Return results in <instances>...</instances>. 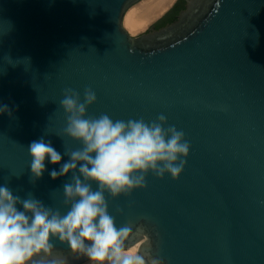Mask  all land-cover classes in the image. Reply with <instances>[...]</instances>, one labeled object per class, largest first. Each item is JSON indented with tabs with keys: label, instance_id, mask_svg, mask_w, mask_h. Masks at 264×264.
I'll list each match as a JSON object with an SVG mask.
<instances>
[{
	"label": "water",
	"instance_id": "95a60500",
	"mask_svg": "<svg viewBox=\"0 0 264 264\" xmlns=\"http://www.w3.org/2000/svg\"><path fill=\"white\" fill-rule=\"evenodd\" d=\"M137 1L0 0V186L67 212L72 173L50 172L81 144L60 101L90 87L87 116L163 114L190 143L178 179L149 172L146 188L105 193L117 227H144L128 243L164 264H264V0H185L173 21L131 34L123 17ZM40 138L62 160L35 179L28 147ZM52 243L65 264L87 261Z\"/></svg>",
	"mask_w": 264,
	"mask_h": 264
},
{
	"label": "clouds",
	"instance_id": "9594fccd",
	"mask_svg": "<svg viewBox=\"0 0 264 264\" xmlns=\"http://www.w3.org/2000/svg\"><path fill=\"white\" fill-rule=\"evenodd\" d=\"M80 93L64 90L60 106L66 114L64 132L81 144L65 155L70 159L59 171L53 169V180L72 173L65 183V214L46 207L33 198L21 199L7 186H0V264H65L54 257L53 240L67 245L72 254L85 257L88 264H164L139 245L128 242L144 233L143 225L135 233L131 224L117 227L105 199L128 196L135 189L146 188L149 172L158 178L166 174L178 179L187 163L190 143L185 133L174 125L164 127L167 118L156 120H113L107 114L87 116L88 106L97 100L92 88ZM8 111L7 106L0 113ZM31 173L42 177L46 159L60 164L61 154L43 138L30 143ZM83 178V179H82ZM93 184L97 189L93 190ZM17 205H22L18 209ZM146 245L151 241L145 237Z\"/></svg>",
	"mask_w": 264,
	"mask_h": 264
},
{
	"label": "bare ground",
	"instance_id": "6f19581e",
	"mask_svg": "<svg viewBox=\"0 0 264 264\" xmlns=\"http://www.w3.org/2000/svg\"><path fill=\"white\" fill-rule=\"evenodd\" d=\"M174 0H143L136 6L129 7L123 17V24L128 28L130 33H135L143 29L151 20L162 14ZM139 242L132 246L138 245ZM81 264H88L85 261Z\"/></svg>",
	"mask_w": 264,
	"mask_h": 264
},
{
	"label": "trees",
	"instance_id": "16d2710c",
	"mask_svg": "<svg viewBox=\"0 0 264 264\" xmlns=\"http://www.w3.org/2000/svg\"><path fill=\"white\" fill-rule=\"evenodd\" d=\"M185 0H178L175 7L166 13L158 22L157 26H163L164 24L173 21L176 18L177 13L184 7Z\"/></svg>",
	"mask_w": 264,
	"mask_h": 264
},
{
	"label": "rangeland",
	"instance_id": "374dc122",
	"mask_svg": "<svg viewBox=\"0 0 264 264\" xmlns=\"http://www.w3.org/2000/svg\"><path fill=\"white\" fill-rule=\"evenodd\" d=\"M139 1H143V0H139ZM139 1H137L136 3H134V4H132L133 6H136L138 3H141V2H139ZM131 5V6H132ZM139 5V4H138ZM130 6V7H131ZM167 9V8H166ZM156 18V17H155ZM155 18L153 19V20H151L143 29H141V30H139V31H137V32H135V33H131V34H137V33H140V32H143V31H146L149 27H150V25L153 23V21L155 20ZM123 26L128 30V28L125 26V24H123ZM129 31V30H128ZM130 32V31H129Z\"/></svg>",
	"mask_w": 264,
	"mask_h": 264
},
{
	"label": "flooded vegetation",
	"instance_id": "af4514ba",
	"mask_svg": "<svg viewBox=\"0 0 264 264\" xmlns=\"http://www.w3.org/2000/svg\"><path fill=\"white\" fill-rule=\"evenodd\" d=\"M177 2H178V0H176V2L174 3V5H173V6H172V7H171L166 13H168L169 11H171V10L175 7V5H176ZM184 3H185V2H184ZM166 13H165V14H166ZM165 14H164V15H165ZM164 15H163V16H164ZM163 16H162V17H163ZM162 17H161V18H162ZM161 18H160V19H161ZM160 19L154 21L151 25H154L155 28H159V27H161V26H157V22H158ZM151 25H150V27H151Z\"/></svg>",
	"mask_w": 264,
	"mask_h": 264
}]
</instances>
